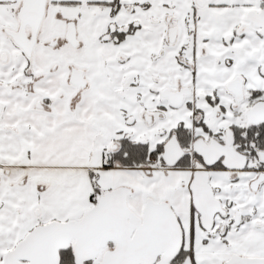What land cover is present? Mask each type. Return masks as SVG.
Masks as SVG:
<instances>
[{
  "label": "snow or ice",
  "instance_id": "snow-or-ice-1",
  "mask_svg": "<svg viewBox=\"0 0 264 264\" xmlns=\"http://www.w3.org/2000/svg\"><path fill=\"white\" fill-rule=\"evenodd\" d=\"M0 264H264V0H0Z\"/></svg>",
  "mask_w": 264,
  "mask_h": 264
}]
</instances>
